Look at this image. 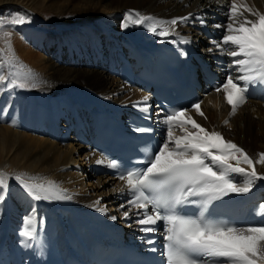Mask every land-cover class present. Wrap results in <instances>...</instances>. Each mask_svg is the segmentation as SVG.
I'll use <instances>...</instances> for the list:
<instances>
[{"label":"bare ground","instance_id":"bare-ground-1","mask_svg":"<svg viewBox=\"0 0 264 264\" xmlns=\"http://www.w3.org/2000/svg\"><path fill=\"white\" fill-rule=\"evenodd\" d=\"M243 2L264 13V0ZM230 3L231 0H0V7L19 5L88 19L77 28V39L67 37L68 45L78 47L77 53L67 58L69 61L65 65L70 67L66 69H53L49 62L52 54L45 51L47 45L62 46L63 40L50 38L43 44L41 36L35 37L32 31L23 29L13 35L10 41L15 61L24 65L26 70L30 69L37 78L49 77L50 81H46L44 87L32 91L9 89L0 84V172L7 173L5 198L0 203V248L4 247L2 228L7 226L11 239L26 250L25 244L30 241H26L20 233L28 217L33 218L37 239L46 245L50 257H55V242L61 231L64 232L62 225L56 224L57 219L48 213L39 211V215H35L32 197L16 180L17 175L36 178V182L54 181L64 195L71 197L50 200L55 203L58 212L63 209L59 202L66 201L90 220H102L122 229L127 228L124 224L127 221V226L133 228L136 222L132 218L136 215H133L134 208L123 198L124 185L109 176L92 175L90 166L101 164L97 163L100 161L97 156L82 145L69 141L65 130L61 133L68 141L65 144L56 138L45 139L40 130L49 127L57 134L62 128V121L68 120L70 112L80 115L85 109L91 108L90 103L114 111L125 109L136 101L145 105L144 94L119 84L98 66L106 64L113 53H122L134 39L177 40L196 57L204 60L213 71L220 73L213 62L216 52L211 47H205L206 40L193 27L206 24L210 27L211 14L226 15L223 26L219 27L223 36L229 22L228 11L224 15V10L229 8ZM129 10L160 21L178 17H188V20L172 26L173 34L162 37L150 32L147 23L136 25L128 21L129 26L123 27L125 14ZM244 15L255 19L247 12ZM221 54L226 55L223 52ZM5 70L1 71L2 75L7 74ZM233 75L238 73L235 71ZM201 110L207 119L194 109L188 114L209 131L220 132L226 140L236 143L254 160L258 159L259 153H264V103L247 101L235 115H230L231 107L222 96L208 93L201 99ZM225 120L229 121L227 125ZM181 134L177 130V135ZM256 168L258 172L264 173V165L257 164ZM233 177L237 182L244 180L241 174L234 173ZM15 192L19 197L14 196ZM242 195L251 203L264 204V187H260L258 181L250 192ZM125 211H129L128 218L124 217ZM112 216L116 219H111ZM59 220L71 226L64 216H60Z\"/></svg>","mask_w":264,"mask_h":264},{"label":"snow or ice","instance_id":"snow-or-ice-1","mask_svg":"<svg viewBox=\"0 0 264 264\" xmlns=\"http://www.w3.org/2000/svg\"><path fill=\"white\" fill-rule=\"evenodd\" d=\"M245 12L255 19L246 17ZM187 20L188 17H178L160 21L129 10L122 26L128 27V21L136 25L147 23L150 32L167 37L173 34L172 26ZM228 21L225 34L213 44L233 58L232 66L238 75L230 72L215 91L223 94L231 107L230 115H235L238 108L247 102L249 86L264 84V13L249 7L243 0H231ZM25 22H28L25 16L20 14L10 20L0 19V33L3 34L0 38L7 44L11 32L5 31V26ZM10 67L15 70L7 75L0 74V84L9 89L37 87L36 76L30 69L25 70L22 64L17 66L15 58ZM148 99L147 96L143 98L145 105ZM192 109L207 119L201 110V102L193 104ZM141 110L147 112L149 109L145 106ZM188 113L189 109L170 111L163 120L166 138L156 151L148 154L146 167L120 176L133 195L129 205L143 210L137 223L145 226L142 231L153 232L156 229L151 226L158 221L164 222L166 243L162 255L166 264H264V224L240 227L205 216L212 201L230 194L248 193L258 180H264V173L256 168L257 164L264 165V153H259L258 159L254 160L236 143L226 140L220 132L209 131ZM224 123L227 125L229 121ZM177 130L182 134L177 135ZM136 131L150 129L137 128ZM109 167H117L116 162H110ZM234 173L241 174L244 180L235 181ZM15 178L34 200L71 199L54 181L36 182V178L22 175ZM6 179L7 173L0 172V203L5 198ZM190 203L201 206L199 215L183 212V206ZM259 214L264 216V204L259 206ZM124 217H129V211L124 212ZM20 235L26 241L37 238L32 217L24 220Z\"/></svg>","mask_w":264,"mask_h":264},{"label":"rangeland","instance_id":"rangeland-1","mask_svg":"<svg viewBox=\"0 0 264 264\" xmlns=\"http://www.w3.org/2000/svg\"><path fill=\"white\" fill-rule=\"evenodd\" d=\"M17 14L25 16L28 22L18 25L5 26V31L11 32V37L7 44L5 43V40L3 38H0V65H2V67H0V74H2L4 69H6L5 71L7 72V74L9 71L15 70L14 68L10 67V62L13 60V57L9 45L12 36L16 35L23 29L32 31L35 37L41 36V39L44 41L43 44H45L46 40L50 38L54 39L55 41L63 40L62 46L58 47L57 44H54L53 46L47 45L46 46L47 48L45 47L46 48L45 51L46 52L48 51L52 54V59L49 60V62L51 61L50 63L53 69L69 68L70 66L66 67L67 65L66 63L69 61L67 58H71V55L74 56V53L75 52L77 53L78 46L74 45L73 47H71L70 45H68L67 37L72 36L73 39H77V37L75 36L76 35L75 33L77 32L76 31L77 28L80 25L86 23L88 19L86 17H82V18L72 17L69 13L58 15L45 10L39 11L38 9L35 8L29 9L27 7L19 6V5H8V6L0 7V19L10 20ZM2 35L3 34L0 33V37H2ZM73 60L75 61V59ZM18 65L19 63H17V66ZM3 74L7 75L6 73ZM46 81H50V78L46 77L45 79H39L36 77L37 87H30L26 89L30 91L34 89H40L45 86ZM14 196L19 197L16 192L14 193Z\"/></svg>","mask_w":264,"mask_h":264}]
</instances>
